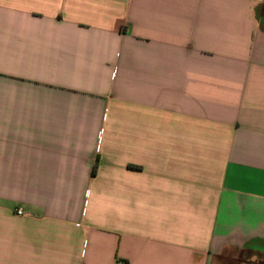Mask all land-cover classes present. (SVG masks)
Wrapping results in <instances>:
<instances>
[{
	"label": "crops",
	"instance_id": "crops-1",
	"mask_svg": "<svg viewBox=\"0 0 264 264\" xmlns=\"http://www.w3.org/2000/svg\"><path fill=\"white\" fill-rule=\"evenodd\" d=\"M0 264H264V0H0Z\"/></svg>",
	"mask_w": 264,
	"mask_h": 264
},
{
	"label": "built area",
	"instance_id": "built-area-1",
	"mask_svg": "<svg viewBox=\"0 0 264 264\" xmlns=\"http://www.w3.org/2000/svg\"><path fill=\"white\" fill-rule=\"evenodd\" d=\"M17 213H18V214H23V210H22V208H19V209L17 210Z\"/></svg>",
	"mask_w": 264,
	"mask_h": 264
}]
</instances>
